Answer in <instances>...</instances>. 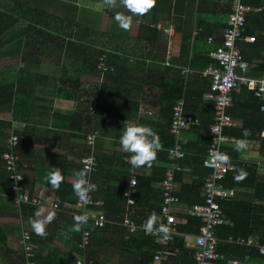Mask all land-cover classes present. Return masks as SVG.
Listing matches in <instances>:
<instances>
[{
  "label": "crops",
  "instance_id": "obj_1",
  "mask_svg": "<svg viewBox=\"0 0 264 264\" xmlns=\"http://www.w3.org/2000/svg\"><path fill=\"white\" fill-rule=\"evenodd\" d=\"M229 1L155 0L148 12L137 15L130 13L122 0H112L111 6L106 0H26L37 9L73 20L75 30L80 27L97 32L102 45L115 50L112 61L114 66L118 64L119 69L116 78H108L101 95L96 87L103 83V75L79 62L74 68L65 69L64 62L71 61L50 54L44 55L40 64L23 62L22 56L8 61L0 58V65L5 68L0 76V87L12 91L17 100L15 104L4 93L0 96V154L11 133L17 131L23 143L19 145L18 153L26 174L25 189L45 204L56 201L61 205L60 210L32 206L16 208L10 200L9 179L0 156V264H24L22 236L25 230L31 233L35 259L39 264H75V259L82 255L77 242L83 228L90 227L93 218L105 213L100 204L86 207L83 212L89 216L87 223L80 231H71L75 223L71 212L76 211V195L72 188L76 177L73 172L83 168L82 159L88 150L87 135L90 133L96 134L94 150L99 162L94 175L97 183L94 197L99 201L109 200L112 216H106L104 228L93 231L87 254L94 264H146L142 254L147 253L148 241L139 235L138 228L142 229L151 215L144 209L140 210L144 218L134 214L133 220L139 227L132 232L125 224V218L116 213L118 202L111 199L122 191L124 182L131 177V167L127 162L131 153L119 143L121 128L123 123L146 125L156 132L163 147L161 138L168 116L157 101L160 88L151 87L152 80L156 81L155 85L159 79L178 80L183 77L188 80L192 77L189 80L192 103L188 115L195 122L211 119L207 110L211 109L212 101L205 97L209 78L200 74L201 67L197 65L205 62V58H213L215 44L222 39L226 26ZM261 3L264 5V0ZM250 7L254 12L256 7ZM116 14L131 18L127 30L117 27ZM210 36L214 37L212 42L208 40ZM260 62L263 63L257 58L252 59L249 76L262 74V69L255 66ZM187 67L192 71L183 72ZM30 74H39L47 79H40L39 85L29 82L19 85L23 75ZM195 75L198 77L193 78ZM235 126L239 127L241 123L237 122ZM181 137L192 143L200 136L198 132L184 130ZM232 137L236 139L227 144V153L235 148L238 139L241 140ZM243 142L245 147L238 151V160L255 164L258 176L264 177V151L259 150L256 141ZM154 166L165 165L160 160L152 161L150 166L140 168L139 173L151 176ZM54 168H59L63 177L56 189L46 179L47 173ZM180 171L183 175L180 181H176L177 191L181 190L183 183L191 184L204 178L208 169L196 170L194 166L187 165ZM151 189L160 191L161 183L153 182ZM234 189V199L253 201L252 186ZM186 205L179 202L177 213L186 211ZM49 215L52 216L51 221L47 220ZM34 219L44 221V235L35 234L30 223ZM186 236L185 239L192 243V235ZM186 246L194 248L188 242ZM231 260L234 258L228 264H233Z\"/></svg>",
  "mask_w": 264,
  "mask_h": 264
},
{
  "label": "trees",
  "instance_id": "obj_2",
  "mask_svg": "<svg viewBox=\"0 0 264 264\" xmlns=\"http://www.w3.org/2000/svg\"><path fill=\"white\" fill-rule=\"evenodd\" d=\"M245 2L249 6L256 8L262 5L261 0H245ZM71 23H73V26H71ZM74 26L75 23L73 20L67 19L66 17L60 18L46 10L37 9L30 6L26 0H0V49L16 40L23 39L24 49L21 54V60L23 62L40 64L42 57L48 54L56 57H65V60L69 59L71 62H64L63 64L65 69L74 68V65L76 66V63L79 62L83 67L91 68L103 75V83H100L96 87L97 91L102 95L106 89L108 78L111 76L116 78L118 76L119 66L118 64L114 66L113 63L115 62L112 61L115 50L112 47H105L102 45L103 43L100 41L102 38L97 32L87 29L84 30L80 27L75 30ZM251 35L256 36V41H246L245 37ZM242 37L243 38L239 41L238 45L244 58L249 61L248 63L252 62L253 58L264 61V5L262 10H255L254 12L251 11L249 13L242 32ZM221 41L222 39L217 41L215 48L221 43ZM192 64L196 65L195 63ZM214 64H216V61L213 58H205V62L197 66L203 69ZM255 66L263 71L264 64L262 62ZM3 69L5 68L0 65V76L3 74ZM197 75L193 76V78H197L199 76ZM43 78L46 77L39 74L23 75L21 79L22 81L19 85L24 82L39 85V80ZM191 79L192 77L188 80H185L183 77H180L178 80L159 79L155 85L154 83H156V81L152 80L153 83H151V87L160 88L157 101L161 105L162 112L168 116L167 124L163 128L164 136L161 138L163 147L157 151L156 158L153 161L160 160L164 162V165L168 162V148L173 146L175 141L174 136L170 132L173 106L178 99L183 98L185 100V112L190 114L192 90L189 89V80ZM118 90L121 92L120 89ZM3 93L10 101L13 99L16 104L17 100L13 97L12 91L0 87V96H2ZM64 94L66 95L67 93ZM156 96L157 94L155 97ZM72 103L74 104V102ZM132 104L137 106L136 103L132 102ZM209 107L211 109L207 110V112H210V120L204 121L201 119L200 121L198 120V122H195V119H192L189 122L188 127L184 129L190 130L191 132H198L200 137L192 143L184 141L181 137V143L186 150V154L182 159L178 160L181 169L176 171L175 181L181 180L183 172L180 170H183L187 165L194 166L196 170L197 168H207L204 166L203 161L211 143L210 126L213 123L215 113L214 104L212 102ZM72 112L74 113L73 110ZM229 113L237 122L241 123V126H227L224 129V133L248 141L249 143L256 141L259 143V150L264 151V120L259 109V100L254 95L253 90L249 89L247 85L241 84L234 89L233 104L229 108ZM245 130L249 133L247 136L243 135ZM15 133L18 132L16 131ZM21 143L22 140L19 145H21ZM192 144L195 147H193ZM227 148L228 145L224 144L221 150L222 155L231 158L234 167L227 173L222 180V183L227 188L252 186L254 189V198L251 202L236 200L234 197L218 199L220 207L223 210V217L226 220L225 224H222L217 228V249L222 255V258L218 262L220 264H228V261L234 258V260L240 261L241 264H264V254L260 253L257 245H246L244 243L229 240L230 236H233L234 238L239 236L245 238L253 236L259 242L258 244L264 245V177L258 176L255 164L239 161L238 151L235 150V148L230 149V153H227ZM146 166L147 165L140 166L138 169L140 170V168ZM130 167L132 166L130 165ZM98 169L99 162L97 170L93 173V177ZM153 170L154 174L151 176H146L141 173L136 175L137 191L133 195V198L135 199V204L133 206H128L127 197L125 195V192L129 187L130 179L133 176L131 168V177H128L124 182L122 191L111 197V199L113 198V200L118 202V209L115 210L122 218H125L127 214H129L132 219L134 214L140 215L141 218H144L143 213H140V210L144 209L145 213L148 215L155 214L156 220H154L153 223L162 220L161 204L163 193L161 190H152L151 185L153 182L157 181L162 183L165 178L166 166H154ZM208 172L206 173V176ZM241 175L243 176L242 179L235 178ZM206 176L191 184L183 183L181 190L176 192L178 201L187 204V210L177 213L176 215L178 221V235L176 236L174 243L176 253L171 256L172 264H196L194 257L196 248L186 246L185 236L196 235L199 232L202 222L200 218L193 216L190 213V210L195 203H201L204 201L202 191ZM8 185L10 187L11 180H9ZM148 192H150L151 195H149ZM101 205H103V212H105L103 214L107 217L112 216L110 214L112 207L109 200L106 198L105 200L103 199ZM60 209L61 205L59 204L58 210ZM76 210H78L77 207ZM139 224L141 225L142 222ZM138 229L139 235L148 241L147 253L142 254V258H145L146 264H150L154 253L160 248V245L155 242L151 235L145 234L144 228L141 229V227H139ZM133 237L135 238L136 236ZM80 251L82 255L86 253V256H88L87 250ZM36 264H39V262L36 261Z\"/></svg>",
  "mask_w": 264,
  "mask_h": 264
},
{
  "label": "built area",
  "instance_id": "obj_3",
  "mask_svg": "<svg viewBox=\"0 0 264 264\" xmlns=\"http://www.w3.org/2000/svg\"><path fill=\"white\" fill-rule=\"evenodd\" d=\"M263 4L254 10H262ZM251 7L246 4L245 0H230L229 1V14L227 17L226 26L222 33V41L212 52V56L216 64L209 65L201 70L200 74L203 77L209 78V90L205 93V97L211 100L214 104L215 113L213 123L210 126L211 143L204 158L203 164L209 169L203 186L202 195L204 201L195 203L190 213L193 216L200 218L201 226L196 235H192L191 240H186L188 245L196 248L195 260L196 264H220L218 261L222 255L217 249L218 226L225 224L226 220L223 217V210L220 207L218 199H226L234 197L235 189L227 188L222 183L227 173L234 167L232 159L222 155V147L224 144L235 140L236 138L224 133L227 126L237 124V121L229 113V108L233 104V91L241 84L253 90L254 95L259 100V109L262 113L264 120V68L259 77H251L247 74L249 71V63L244 58L241 49L238 45L239 41L243 38L242 32L245 27L247 17L251 12ZM247 41H256V36L251 35L245 37ZM210 42L214 40L213 36L208 38ZM170 53V52H169ZM170 56V54L168 55ZM264 64V61H263ZM183 72L192 71L189 67L182 70ZM152 114V112H150ZM192 117L185 112V100L180 98L173 106V114L170 123V132L174 136V144L168 148V162L165 164V178L161 183V191L163 200L161 204V221L154 222L152 231L146 232L151 235L155 242L160 245L153 255L151 264H170V258L176 253L174 248L175 238L178 235V221H177V205L179 203L176 195L177 185L175 181L176 171L181 169L178 160L182 159L186 150L181 143V132L188 127ZM96 134L90 133L87 135L88 150L82 159V166L85 164L90 168L87 177L89 183L93 185L94 190L89 191L88 203L80 201L76 196L74 200L75 207L78 210L71 212V219L75 221V217L84 214L83 210L86 207L102 204L103 201L96 200L94 191L97 188V183L94 180L93 173L97 170L98 160L94 150ZM21 137L18 133L12 132L8 143L1 155L3 168L6 176L11 180L10 185V200L12 204L21 209L23 206H32L33 208L48 207L51 210H58L59 203L56 201L45 204L44 201L36 195H31L24 187L26 181V174L23 171L18 153V147ZM220 156L226 159H219ZM133 173L129 182V187L125 192L127 197L128 206L135 204L133 195L136 193L137 177L139 169L131 167ZM107 218L101 214L92 220V225L88 228H83L81 237L78 241V248L86 251L91 244L92 233L96 229L104 228ZM125 224L129 226L132 232L138 228L136 222L127 214L124 220ZM160 226H165L167 232L159 230ZM145 230V225H143ZM187 237V236H185ZM190 237V236H188ZM230 241L244 243L246 245H257L261 254H264V245L258 244L259 242L255 237H229ZM22 242L24 245L23 260L24 264H36L34 245L32 242L31 233L28 230L23 232ZM230 263L238 264L237 260H231ZM75 264H94V260L86 256H78L75 259ZM241 264V263H240Z\"/></svg>",
  "mask_w": 264,
  "mask_h": 264
},
{
  "label": "clouds",
  "instance_id": "obj_4",
  "mask_svg": "<svg viewBox=\"0 0 264 264\" xmlns=\"http://www.w3.org/2000/svg\"><path fill=\"white\" fill-rule=\"evenodd\" d=\"M108 6H111L112 0H106ZM123 6L133 14L144 15L148 12L155 4V0H122ZM130 17L123 14H116L114 20L118 28L127 30L130 27ZM249 133L247 130L244 131L243 135L247 136ZM119 143L121 147L131 153L128 159V163L133 167H140L143 165H151V162L156 158L157 151L161 148L159 142V137L156 132L142 124L134 123H123L121 128V134L119 136ZM235 150L239 151L245 147L243 140H237L235 142ZM219 159L224 160L226 157L220 156ZM90 168L87 164L85 167L74 171L73 175L76 177L72 188L75 195L79 198L80 201H83L85 204L88 203L89 191L94 190L93 185L89 183L87 177L89 175ZM236 179H242L243 176H237ZM48 183L53 189H56L60 186V183L63 179L62 174L59 168H54L49 171L46 175ZM37 216L39 213L36 214ZM52 216L47 217L48 221H51ZM75 223L71 226V231L78 232L80 231L82 225L86 224L89 216L87 213L76 216ZM156 220L155 214L151 215L148 218V221L145 225V231H152L153 221ZM32 229L37 235L45 234L44 221L41 219H34L31 222ZM162 232H167L165 226H160L159 228Z\"/></svg>",
  "mask_w": 264,
  "mask_h": 264
},
{
  "label": "rangeland",
  "instance_id": "obj_5",
  "mask_svg": "<svg viewBox=\"0 0 264 264\" xmlns=\"http://www.w3.org/2000/svg\"><path fill=\"white\" fill-rule=\"evenodd\" d=\"M24 49V40L19 39L11 44H7L0 49V58L4 60H17L22 54Z\"/></svg>",
  "mask_w": 264,
  "mask_h": 264
}]
</instances>
